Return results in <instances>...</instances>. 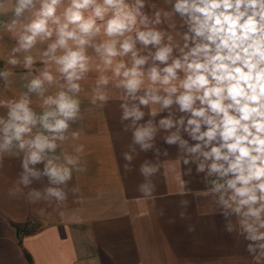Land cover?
Instances as JSON below:
<instances>
[{"label": "crops", "instance_id": "0c3cea01", "mask_svg": "<svg viewBox=\"0 0 264 264\" xmlns=\"http://www.w3.org/2000/svg\"><path fill=\"white\" fill-rule=\"evenodd\" d=\"M17 3L0 0V118L7 120L10 105L22 98H27L39 117L54 108L44 101L61 91L79 101V112L69 121L65 139L56 140L57 148L46 156L71 168L72 177L65 183H51L45 175L36 179L29 174L30 183L25 185L21 182L25 174L22 161L28 150L13 142L9 150L0 152V264H264V252L259 247L249 250V245L261 242L247 239L249 234L240 223L247 206L238 214L234 211L236 202L229 201L231 207L221 202V196L228 200L232 191L216 190L231 176L209 173L212 161L188 151L198 143L185 131L189 114L181 112L175 103L163 108L150 96L146 97L147 104L140 102L146 90L165 95L166 86L151 83V69L157 68L163 76L162 69L174 60L186 64L185 55L199 42L190 31L189 18L175 12L176 0H142L134 29L115 38L133 41L137 58L146 60L140 67L144 83L135 94L123 87V71L133 67V53L118 55L106 65L103 55L95 51L96 45L112 39L104 33L111 11L96 21L100 32L84 49L88 70L76 81L80 91L71 93L60 66L51 55H45L56 40L55 31L50 38L37 37L30 49L20 47L25 26L38 18L41 0H34V5L20 15L15 12ZM70 3L62 0L57 6L56 16L61 22ZM125 3L132 11L138 7L136 0ZM90 11L85 10V16ZM49 27L55 30L57 25L49 20ZM150 30L162 34L160 45L145 46L135 40L137 32ZM69 44L75 47L73 42ZM165 46L172 48L167 64L154 59L158 48ZM28 56L33 58L31 66H25ZM12 59L17 63H10ZM120 63L125 68L117 76L114 72ZM46 71L53 80L44 81L41 91H29L30 82L43 80ZM5 72L7 76L2 75ZM186 72L177 70L178 79L173 84L179 87ZM101 77H107L106 85L99 83ZM101 94L106 98L103 101ZM125 107L139 108L143 118L135 124L131 118L123 119ZM164 118L174 122L183 118L184 123L165 129L160 125ZM149 122L156 132L152 147L145 151L134 143L133 131ZM177 132L187 141L186 146L181 147L179 141L166 142L167 136ZM37 134L52 135L37 123L25 139ZM126 153L132 156L131 161L125 159ZM65 156L78 157V161L66 165ZM145 163L156 171L143 174L141 166ZM201 163L204 171H198ZM30 167L43 172L44 164ZM47 188L62 190L65 198L58 200L46 192Z\"/></svg>", "mask_w": 264, "mask_h": 264}, {"label": "clouds", "instance_id": "9594fccd", "mask_svg": "<svg viewBox=\"0 0 264 264\" xmlns=\"http://www.w3.org/2000/svg\"><path fill=\"white\" fill-rule=\"evenodd\" d=\"M61 2L41 0L38 18L25 26L26 34L20 37V47L30 49L37 37L50 38L55 31L56 40L49 45L45 55H51L60 66L69 83V92L78 93L80 85L76 81L88 70V57L84 49L91 38L100 32L97 19H102L106 12L111 11L112 16L107 21L104 33L112 39L96 45L95 51L103 55L106 65L112 64V58L132 52L133 67L123 71V87L129 94L140 91L144 83L140 67L146 60L137 58L133 41L125 39L121 42L115 38L123 37L134 29L139 7L143 6L142 0H136L138 7L135 11L125 0H103L102 3H98V0H71L65 9L63 22L56 16L57 6ZM33 5L34 0H18L16 15ZM88 9L91 11L85 16ZM174 10L189 18L190 31L199 42L185 55L186 64L180 59L174 60L162 69L163 76L157 68L151 69V83L166 86L165 95L146 90V96L141 97L140 102L147 104L149 100L146 97L150 96L163 108L175 103L181 112L189 114L185 131L198 143L189 147L188 151L201 153L206 160L212 161L208 165L209 173L231 176L226 184L216 186V190L232 191L228 200L221 196V202L226 207H231L229 201L236 202L234 211L238 214L247 206V211L243 212L245 219L240 223L249 234L247 239L261 242L255 246L249 245V250L254 251L255 247H259L264 252V231H260L264 229V0H176ZM49 20L57 25L55 30L49 27ZM161 39L160 32L151 30L139 31L135 36V40L145 46H158ZM70 41L75 47L70 46ZM58 51H62V54L57 56ZM171 52V47H160L154 59L167 64ZM9 62L17 63L15 59ZM32 63L31 56L25 58V66ZM123 68L125 65L120 63L114 74L120 76ZM185 69L186 75L177 87L173 84L178 79L177 70ZM2 75L7 76L8 73ZM52 80V75L46 71L43 80L36 78L30 82L29 91H41L43 82ZM99 83L106 85L107 77H101ZM99 99L103 101L106 98L101 94ZM44 103L54 108L37 117L29 107L27 98H22L10 105L7 120L0 118V152L9 150L13 142L21 150H28L22 161L25 174L21 182L25 185L30 183L29 174L36 179L45 175L51 183H65L72 177L71 168L58 165L52 159H46V156L57 148L56 140L65 139L69 121L78 115L79 101L61 91L54 97H48ZM143 115L137 107L131 110L125 107L123 119L131 118L135 124ZM37 123L52 135L37 134L25 139L31 135ZM183 123V118L175 122L171 118L160 121L165 129ZM155 132L156 128L151 122L135 127L133 141L147 151L152 147ZM165 139L168 144L179 141L181 147L187 145L178 132ZM204 148L208 151H202ZM125 159L131 161L132 156L126 153ZM65 161L66 165H75L78 157L65 156ZM39 163L44 164L43 172L30 167ZM204 170L205 165L201 163L198 171ZM154 171L155 167L147 163L141 166V172L145 175ZM46 192L58 200L65 198L58 188H47ZM248 218H252L251 221Z\"/></svg>", "mask_w": 264, "mask_h": 264}]
</instances>
